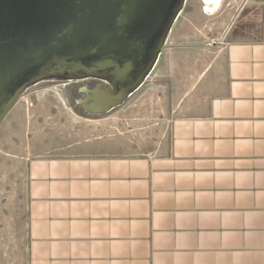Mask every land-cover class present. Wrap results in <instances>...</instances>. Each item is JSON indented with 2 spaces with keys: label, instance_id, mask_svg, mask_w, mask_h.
Segmentation results:
<instances>
[{
  "label": "crops",
  "instance_id": "obj_1",
  "mask_svg": "<svg viewBox=\"0 0 264 264\" xmlns=\"http://www.w3.org/2000/svg\"><path fill=\"white\" fill-rule=\"evenodd\" d=\"M231 28L190 113L150 154L47 147L37 125L60 84L24 93L8 116L32 128L26 264H264V0Z\"/></svg>",
  "mask_w": 264,
  "mask_h": 264
},
{
  "label": "rangeland",
  "instance_id": "obj_2",
  "mask_svg": "<svg viewBox=\"0 0 264 264\" xmlns=\"http://www.w3.org/2000/svg\"><path fill=\"white\" fill-rule=\"evenodd\" d=\"M247 1L215 0L205 6L202 0H187L149 77L109 112L91 114L80 103L85 98L80 89L99 82L50 79L39 84H60L53 95L59 109L41 111L37 125L44 129L47 147L92 142L117 154L153 153L168 137L173 120L190 113L200 79L218 68L220 54L235 39L231 25ZM14 117L12 112L0 126V264H26L27 258L24 155L32 128L21 120L13 124Z\"/></svg>",
  "mask_w": 264,
  "mask_h": 264
},
{
  "label": "water",
  "instance_id": "obj_3",
  "mask_svg": "<svg viewBox=\"0 0 264 264\" xmlns=\"http://www.w3.org/2000/svg\"><path fill=\"white\" fill-rule=\"evenodd\" d=\"M187 0H0V126L50 79L100 82L91 114L123 104L156 66Z\"/></svg>",
  "mask_w": 264,
  "mask_h": 264
},
{
  "label": "flooded vegetation",
  "instance_id": "obj_4",
  "mask_svg": "<svg viewBox=\"0 0 264 264\" xmlns=\"http://www.w3.org/2000/svg\"><path fill=\"white\" fill-rule=\"evenodd\" d=\"M84 80H89L90 82L94 83V82H100V80L94 79V78H87V79H81V80H65V81H84ZM86 88H81V92L85 93L84 90Z\"/></svg>",
  "mask_w": 264,
  "mask_h": 264
},
{
  "label": "bare ground",
  "instance_id": "obj_5",
  "mask_svg": "<svg viewBox=\"0 0 264 264\" xmlns=\"http://www.w3.org/2000/svg\"><path fill=\"white\" fill-rule=\"evenodd\" d=\"M215 0H205L207 5H211Z\"/></svg>",
  "mask_w": 264,
  "mask_h": 264
}]
</instances>
